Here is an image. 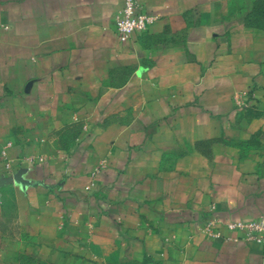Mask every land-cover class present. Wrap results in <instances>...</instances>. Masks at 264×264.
Returning a JSON list of instances; mask_svg holds the SVG:
<instances>
[{"label": "crops", "instance_id": "obj_1", "mask_svg": "<svg viewBox=\"0 0 264 264\" xmlns=\"http://www.w3.org/2000/svg\"><path fill=\"white\" fill-rule=\"evenodd\" d=\"M136 1L0 0V264H264V0Z\"/></svg>", "mask_w": 264, "mask_h": 264}, {"label": "built area", "instance_id": "obj_2", "mask_svg": "<svg viewBox=\"0 0 264 264\" xmlns=\"http://www.w3.org/2000/svg\"><path fill=\"white\" fill-rule=\"evenodd\" d=\"M155 17L140 9L136 0H124L121 9L114 15L113 28L114 33L119 42H125L129 39L136 38L144 33L154 22ZM0 154L4 157L5 151L2 149ZM30 162L31 159H28ZM5 168L10 169L9 163L6 161ZM219 221L209 219L203 231L207 235L221 236L219 231H214ZM224 226L231 232H240L242 238L254 241L264 246V215L259 218L240 219L228 221Z\"/></svg>", "mask_w": 264, "mask_h": 264}, {"label": "rangeland", "instance_id": "obj_3", "mask_svg": "<svg viewBox=\"0 0 264 264\" xmlns=\"http://www.w3.org/2000/svg\"><path fill=\"white\" fill-rule=\"evenodd\" d=\"M2 264H13V254L7 255ZM20 264H41V262L36 261L33 257L23 256L20 260Z\"/></svg>", "mask_w": 264, "mask_h": 264}]
</instances>
